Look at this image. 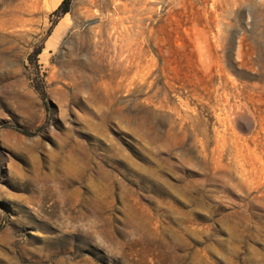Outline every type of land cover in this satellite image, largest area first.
I'll use <instances>...</instances> for the list:
<instances>
[{
    "label": "rangeland",
    "instance_id": "374dc122",
    "mask_svg": "<svg viewBox=\"0 0 264 264\" xmlns=\"http://www.w3.org/2000/svg\"><path fill=\"white\" fill-rule=\"evenodd\" d=\"M62 1L0 0V264H264V0Z\"/></svg>",
    "mask_w": 264,
    "mask_h": 264
},
{
    "label": "bare ground",
    "instance_id": "6f19581e",
    "mask_svg": "<svg viewBox=\"0 0 264 264\" xmlns=\"http://www.w3.org/2000/svg\"><path fill=\"white\" fill-rule=\"evenodd\" d=\"M86 1L89 6H94L98 2V0ZM165 1L166 0H103L104 11H107L106 23L97 26L96 29L92 28V32L94 36L103 35L107 40L123 38L124 36L128 35L130 30L128 24L132 22V29L137 28L136 33L139 34L140 30H142V26L144 25L145 21L149 20L152 17L154 13V7L156 5L163 4ZM214 1L220 2L221 0ZM128 10H132V17L127 14ZM88 11L89 10L86 9V14L88 13ZM109 11L112 12L109 13ZM146 45L147 41L143 37L140 40H132V60L130 63L126 62L127 64L122 65L123 69H121V73L125 77V79L132 80V82L136 80L146 82L150 67L148 62L145 60L144 55L143 48ZM125 85L127 86V84Z\"/></svg>",
    "mask_w": 264,
    "mask_h": 264
},
{
    "label": "trees",
    "instance_id": "16d2710c",
    "mask_svg": "<svg viewBox=\"0 0 264 264\" xmlns=\"http://www.w3.org/2000/svg\"><path fill=\"white\" fill-rule=\"evenodd\" d=\"M69 11V0H63L59 7L56 9L55 13L59 15H64Z\"/></svg>",
    "mask_w": 264,
    "mask_h": 264
}]
</instances>
